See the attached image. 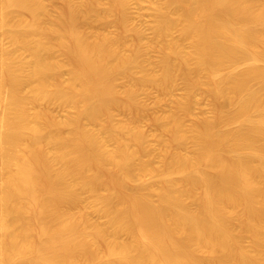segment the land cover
I'll list each match as a JSON object with an SVG mask.
<instances>
[{"label": "bare ground", "instance_id": "6f19581e", "mask_svg": "<svg viewBox=\"0 0 264 264\" xmlns=\"http://www.w3.org/2000/svg\"><path fill=\"white\" fill-rule=\"evenodd\" d=\"M151 1V46L164 55L161 71L146 80L159 89L177 78L205 84L223 101L218 109L230 108L188 128L181 114L191 108L183 102L160 118L172 144L187 151L163 154L159 170L140 161L146 150L137 126L112 116L113 80L135 69L136 55L125 54L122 36L89 42L76 24V17L95 13L124 24L130 0H108L104 8L99 0H68L69 14L58 16L43 0H0V264H264V6L256 8V0ZM23 12L29 24L18 18ZM5 39L31 60L23 62ZM58 50L65 60L56 58ZM63 68L70 71L66 84ZM23 89L31 90V99L21 96ZM55 101L77 108L76 116L47 120L35 109ZM101 116L107 118L102 131L89 132L84 121ZM241 118L240 129L220 130ZM155 171L156 180L129 192ZM81 192L91 194L90 210L105 223L89 221L86 209L65 211L63 204L76 205ZM236 218L252 247L243 245L246 235L233 233Z\"/></svg>", "mask_w": 264, "mask_h": 264}, {"label": "rangeland", "instance_id": "374dc122", "mask_svg": "<svg viewBox=\"0 0 264 264\" xmlns=\"http://www.w3.org/2000/svg\"><path fill=\"white\" fill-rule=\"evenodd\" d=\"M74 4L81 5L84 0H72ZM101 5L106 7L105 4L108 3V0H99ZM46 4L49 11L54 13L55 15H68L69 14V2L68 0H43ZM256 8H262L264 5V0H256L255 1ZM23 21V23L29 24L30 17L27 13H18L17 14ZM125 23L121 24L116 20L115 17H107L104 16L103 19L99 16V13L91 14L88 17H76V24L79 31L82 35L87 38L89 42H94L98 40L103 34H107L114 37L122 36L126 42V45L123 48L125 54H135L139 64L135 67V69L129 74H121L113 80V94H112V102H116V106L111 107L112 116L114 117V121L123 122L126 121L127 124H130L132 127L137 126V128L144 135L143 148L146 151H143L140 155V161L144 163H149L155 170H159L163 167L164 163L162 160L163 154H176L186 152L187 150L179 149L175 144H172L171 138L172 133L170 130H163L160 126V118L166 115H170L176 112V108L178 104L183 102L186 105H190L191 114L185 116L181 114L182 122L185 125V128H188L197 120H202V118L216 119L218 116V106L223 101L214 100L210 95V87L205 84L201 85H189V83L183 78H177L170 88L159 89L156 83H150V76L158 74L161 71V66L159 62L163 57L162 50L155 46H151L154 40V21H155V12L154 6L151 0H130L127 11L124 14ZM47 21H49L47 19ZM1 37V36H0ZM6 47L9 50L16 52L23 62H29L31 60V55L29 52L24 51L20 47L13 44L10 39H5L4 41ZM187 43H185L186 45ZM184 45V47H185ZM188 46V45H187ZM188 47H186L187 49ZM259 51H264V38L260 42ZM65 53L61 50L56 52V58L60 61L65 60ZM175 58L170 57V61L174 62ZM244 66V64L242 65ZM231 71L230 68L224 70L225 74H228ZM147 76V77H146ZM70 78V71L68 68H63L61 72V80L65 84ZM151 79V78H150ZM147 81V83H146ZM154 82V80H151ZM154 84V85H152ZM254 85V86H253ZM254 89L258 87V84H253ZM5 91V89H4ZM132 92V93H131ZM131 94V95H130ZM21 96L25 99H31L32 92L30 89H23L21 92ZM8 102V101H7ZM114 104V103H113ZM112 104V106H113ZM33 107V106H31ZM43 112L47 114V120L54 119L55 121H64L69 117H74L77 114V108L72 105H64L58 101L49 103V104H40L37 106ZM119 107V108H117ZM3 106L0 103V111ZM34 108V107H33ZM230 112V108L228 106L220 109V114L223 116ZM46 119V118H45ZM132 122V123H129ZM107 124V118L105 116H101L100 120L97 122L84 121L85 128L91 133H100L102 128ZM223 125V126H222ZM245 125V121L241 118L238 121L230 124V126L225 127V123L221 124L220 130L225 128H230L232 130H238L242 126ZM222 127V128H221ZM63 133H67L68 129L63 128ZM165 141H167V146L165 145ZM170 143L171 147L168 145ZM166 150L169 151L165 152ZM109 149H113L115 147L114 144H108ZM172 149L171 153L170 150ZM174 151V152H173ZM3 153L0 152V177H2V173L4 169L3 160L5 157ZM167 157V155H165ZM164 156V157H165ZM168 156V157H169ZM172 156V155H171ZM167 160V159H166ZM164 161V160H163ZM159 168V169H158ZM158 173L155 171L153 174H148L147 176H143L141 180H138L134 184H130L129 192L132 190V186L136 184H140L143 181L147 180H156ZM1 182V178H0ZM129 186V185H128ZM83 192H81L82 194ZM101 193H105V191H101ZM80 194V195H81ZM83 195V194H82ZM81 195V196H82ZM197 196V195H196ZM90 197V199H89ZM156 199V198H154ZM184 199L188 202H191L189 198L184 197ZM81 200V201H80ZM83 200V201H82ZM82 202L83 205L79 206L78 202ZM76 206L74 203L63 204L65 211L67 209H71L74 213L79 214L83 209H86L87 219L92 223H105L106 219L96 214L95 212L90 210L91 205V194H84L81 199H79ZM88 201L90 203H88ZM69 202V201H68ZM81 203V204H82ZM80 204V203H79ZM88 204V206H87ZM196 205V204H195ZM197 205H199L197 203ZM87 208H86V207ZM193 209L194 206H192ZM196 207V206H195ZM62 208V207H61ZM197 208V207H196ZM63 209V208H62ZM63 209V210H64ZM80 209H82L80 211ZM88 209L90 211H88ZM70 211V210H69ZM78 212V213H77ZM84 212V210H83ZM82 212V213H83ZM84 212V213H85ZM91 219V220H90ZM235 221V222H234ZM88 224L91 226L92 223ZM238 224H235L237 223ZM239 219H234L231 222V228L234 231L233 233L237 236L243 237L247 234H241V223H239ZM250 235V234H249ZM248 235V236H249ZM247 236V235H246ZM245 236V237H246ZM244 237L245 244L249 247H252L253 243L250 238ZM251 236V235H250ZM127 239L125 235H122L121 239L125 241ZM244 243V242H243ZM102 248V244L100 246ZM197 257L205 258L206 255H200Z\"/></svg>", "mask_w": 264, "mask_h": 264}]
</instances>
